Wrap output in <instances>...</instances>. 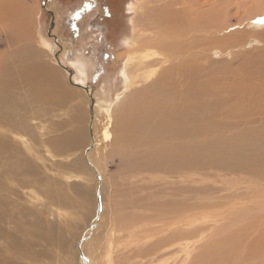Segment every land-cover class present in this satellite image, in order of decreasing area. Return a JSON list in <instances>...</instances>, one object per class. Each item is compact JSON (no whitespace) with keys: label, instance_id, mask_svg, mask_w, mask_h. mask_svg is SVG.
Wrapping results in <instances>:
<instances>
[{"label":"rangeland","instance_id":"obj_1","mask_svg":"<svg viewBox=\"0 0 264 264\" xmlns=\"http://www.w3.org/2000/svg\"><path fill=\"white\" fill-rule=\"evenodd\" d=\"M44 3L0 0V64L13 61L21 69L14 54L27 49L35 57L31 61L50 67L60 84L47 99L46 93L39 94L26 81L14 89L16 100H31V109L13 112L15 120L24 121L25 129L13 123L16 127L8 134L17 149L11 151L13 158L19 157L25 170L7 179L14 204L9 209L16 218L12 214L13 223L3 224L9 235L0 239V264H78L77 240L96 212L97 174L84 157L91 140L88 96L69 82L56 56L72 68L87 58L86 82L94 85L99 99L115 101L120 95L126 101L146 86L138 81L128 87L124 83L121 71L133 48L125 46L123 39L133 36L134 24H143L154 0H49L54 27ZM212 5L221 7V23L231 25L230 36L240 31L246 35L235 39L238 45L231 47V43V53L217 45L207 50L203 64L206 71L214 70L211 75L216 78L228 70L229 77L219 79L220 87L237 86L240 91L241 75H248L249 100L243 103L247 115L222 119L218 132L190 137L170 124L147 121L145 135L124 142L120 130L124 110L119 100L113 109L112 139L91 153L104 180V214L84 247L91 253L99 247L94 253L101 259L98 264H180V257L184 264L206 258L208 264H264V80L247 72L264 61V23L259 22L264 19V0H214ZM244 16L250 19L245 28L237 24ZM243 64L247 67L241 71ZM103 123L106 117L101 112L95 125L98 134ZM52 139L60 141L59 152L52 143L43 142ZM52 226L56 235L49 243L43 233ZM175 229L188 231L187 258L157 251ZM213 243L219 244L218 250Z\"/></svg>","mask_w":264,"mask_h":264},{"label":"bare ground","instance_id":"obj_2","mask_svg":"<svg viewBox=\"0 0 264 264\" xmlns=\"http://www.w3.org/2000/svg\"><path fill=\"white\" fill-rule=\"evenodd\" d=\"M6 2L7 1H5V3ZM213 3L214 0H154L155 5H152L150 7V11L147 10L148 15L146 17L144 16L145 19L143 20L144 22H142L143 24H141L139 27L135 26L134 24L133 36L126 38L124 37L123 39V44H125V46L133 48L132 55L131 53H128L129 51L127 52L128 55H126L125 57L124 67L121 71L124 83L126 84V87L129 86V83H136L137 81L140 83V85L141 83H145L144 85H146L145 87L142 85L141 87L144 88L139 90V92L136 93V96L131 97L126 101H124L123 99L121 100L120 95L116 98L115 101L102 100L98 98V96L96 95L95 88L92 87L93 84L86 82L88 78V70L90 68V61L87 58H81L75 68L70 67L73 71V81L81 84L82 86L89 87L88 90L82 87V90H84L88 96L89 113V95L92 94L95 98L93 119L91 115L89 119V130L90 127L92 128V133L90 134L91 140L89 145L85 149L84 157L85 161H87L88 164H90L92 169L95 171V175L97 174V206L94 217L86 226L85 231L77 240L76 245L78 252V264H98L97 261H101V259L97 257L98 253L97 255L94 254L99 250V247L96 246L92 253L87 252L84 247V244L89 239V237H91L104 214V201L102 196L104 180L100 168L91 158V153L94 149H98L99 145H102L104 143L106 144L112 139L110 126L113 122V109L115 104L119 100H121L119 108L124 110L122 115L120 114V117H122V121H120V130H122L123 132V136L121 137L124 142L126 139L134 137L140 138V135L144 134V125L147 124V121H159V123L162 122L165 124H170L174 128H177L178 133L180 131V134H184L190 137L198 136L201 134H207L211 131L218 132L217 125H219V122H221L222 119L227 118L228 120L233 117H244L247 115L246 105H244L243 103L248 102L249 100L248 93H246L248 87L247 81H249L248 75H241L242 80L239 86L240 91L237 90V86L232 87L228 85L226 87V85L224 84L225 87H220L219 79L221 80L222 78L229 77V74H225L228 70H221V75L224 76L218 75L217 73L219 78H216L217 76L215 77L213 76V74L211 75V72H214V70L211 68L206 71V68L208 67L203 64V62L206 61H204V59H207L206 57L208 56L206 54L207 50L210 51V48L216 45L221 46L222 50L224 47H226L225 49H229L231 43V47L240 43L238 41L236 42V38H240L241 36L243 37L246 35V31H240L239 33L234 32L233 40L232 38L230 39V37L233 35L230 36L227 32L228 28L231 25L221 23V7L218 8L217 6L212 5ZM206 5H210V7L207 9L204 8ZM254 12H252V14H254ZM14 14L16 15L15 12ZM249 20L250 19L248 18V16H244L242 20H240L237 24H239V26L244 25L242 27L245 28L246 25H249ZM13 24L15 25L16 23ZM229 39L231 41H229ZM55 42L59 46H61L59 39H55ZM62 48L63 47H61V49ZM216 53L218 54V52H215V54ZM31 55L27 52V49L15 52V59L18 58V61L22 63L21 65H23V67H21V69L19 70L16 66H14L15 63L12 64L13 61L0 64V129L3 130L0 132V179L2 177L4 178L3 180H0V186L2 187L3 184L2 190L4 191V195L0 193V197L2 198L0 199V239H5L9 235L8 229L4 228L3 224H10V222L12 221L10 215L14 214L13 216L15 217V213H11L12 208L9 209V207H11L13 203L11 201V191L9 190L10 186H8L7 179L9 178L10 180L13 179L12 177H17L18 175L22 174V172L25 170L21 166L20 158H13V153L11 152L12 150L17 151V149L13 148V144H11V139L8 137V134H11L14 131L16 125L20 126V130L25 127L24 121L22 119L15 120L13 112L15 110H23L25 113H27L31 109L29 106L31 105V100H28L27 98H20L16 100L14 89H16L20 83L26 81L30 85H33V87H36V89H38V93H41L42 91L43 93H46L44 94V96L47 99L46 95H48L49 92L51 94H55V88L60 86V84L58 83V86L56 82V79L54 77V71L50 67L41 64L37 60L31 61V59L35 58H33ZM59 59L57 58V61H59L60 64L62 61L60 62L61 59ZM254 60L256 61V59ZM259 62L261 63V65H259L260 63L257 65V63L254 62L255 68L252 70L250 66L247 69V72L251 73L253 71L255 75H262L261 78L262 80H264V61L261 60ZM244 65L245 64L241 66V71L246 70L247 66ZM65 71L67 72L69 80V71L68 69H66ZM38 86H41L42 88ZM57 92L58 91L56 90V93ZM236 92H238V94H236ZM239 105H243L245 106V108L241 109L240 111L239 109H237L239 108ZM101 112L105 113L106 123H103L104 125H102L103 127L101 128L98 134L96 132L95 125L97 116ZM13 123H15L16 125ZM149 125H151V123ZM157 135L160 134L158 133ZM163 135L165 134L163 133ZM177 135H174V137H177ZM43 142H48L47 144H49V142L52 143L56 147L55 148L53 146L54 151L59 152V140L52 139L51 141L45 140ZM200 144L202 143H199V145ZM169 147V151L173 150L174 148V146L172 149L171 146ZM196 153L197 152H195V154ZM98 176L100 180H98ZM98 195H100L99 203ZM15 205L17 207V204ZM12 206H14V204ZM187 234L188 231H184L182 229H175L163 238L164 244L157 246V251H160L159 253L163 256H165L166 253H169L170 255L177 254V257H179V255H186L187 258V247L189 246L187 241ZM55 235L56 233L53 230L52 226L50 229H47L43 233V238L46 239L49 243H51L53 242ZM213 244V248H216L218 250L219 244ZM210 253L213 257L211 247ZM203 256H205L204 253ZM180 258V264H184L185 261L183 260V257ZM206 261L207 258L203 261H199L198 264L206 263ZM212 262L215 263L214 261Z\"/></svg>","mask_w":264,"mask_h":264},{"label":"water","instance_id":"obj_3","mask_svg":"<svg viewBox=\"0 0 264 264\" xmlns=\"http://www.w3.org/2000/svg\"><path fill=\"white\" fill-rule=\"evenodd\" d=\"M48 1L49 0H45V3H44V5H43V7H44V9H46L49 13H51V17H52V22H51V27H54V25H55V13H54V11L53 10H51V9H47V3H48ZM49 35H51L52 34V31L50 30L49 31V33H48ZM54 36V38L56 39V40H58V38L55 36V35H53ZM58 52V51H57ZM56 55H57V53H56ZM57 58H59V56H56ZM60 60V59H59ZM59 62V61H58ZM63 67H65L66 69H68V71H69V81H70V83L72 84V85H74V86H76V87H84L86 90H88L89 89V87H85V86H82L81 84H79V83H76L75 81H73V79H72V75H73V71L71 70V68L70 67H68V66H64L62 63H60ZM94 85H92V87H93ZM89 98H90V115H91V117H92V119H93V109H94V102H95V98L93 97V95L92 94H90L89 95ZM91 126V125H90ZM92 133V128L90 127V134ZM90 165V164H89ZM98 178H99V176H98ZM99 180H100V178H99ZM99 199H100V195H98V203L100 202L99 201Z\"/></svg>","mask_w":264,"mask_h":264},{"label":"snow or ice","instance_id":"obj_4","mask_svg":"<svg viewBox=\"0 0 264 264\" xmlns=\"http://www.w3.org/2000/svg\"><path fill=\"white\" fill-rule=\"evenodd\" d=\"M259 22H260V23H264V19H261Z\"/></svg>","mask_w":264,"mask_h":264}]
</instances>
